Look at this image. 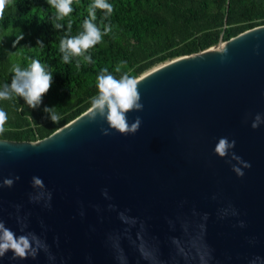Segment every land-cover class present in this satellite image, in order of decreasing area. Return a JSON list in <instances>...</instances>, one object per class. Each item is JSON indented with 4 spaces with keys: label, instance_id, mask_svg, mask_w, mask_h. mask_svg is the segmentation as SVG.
Segmentation results:
<instances>
[{
    "label": "water",
    "instance_id": "water-1",
    "mask_svg": "<svg viewBox=\"0 0 264 264\" xmlns=\"http://www.w3.org/2000/svg\"><path fill=\"white\" fill-rule=\"evenodd\" d=\"M136 79L135 133L88 108L44 138L0 139V221L47 246L0 264H121L119 249L125 264H201L197 249L207 264H264V24ZM222 137L235 140L224 157Z\"/></svg>",
    "mask_w": 264,
    "mask_h": 264
},
{
    "label": "trees",
    "instance_id": "trees-1",
    "mask_svg": "<svg viewBox=\"0 0 264 264\" xmlns=\"http://www.w3.org/2000/svg\"><path fill=\"white\" fill-rule=\"evenodd\" d=\"M92 2L73 0V12L56 21L62 25L59 29L53 26L56 10L47 0H12L6 7L0 20V91L10 88L13 64L27 69L33 59L51 73L52 82L35 108L15 94L0 100V109L7 114L0 139L34 141L48 136L91 107L99 95L97 77L101 74L136 78L169 59L264 24V0H107L113 5L112 14L105 17V10L96 9L94 23L102 33L110 24L111 32L64 63L60 40L84 31L83 21ZM19 33L23 39L13 47ZM85 57H91V62ZM53 113L60 117L57 122L52 120Z\"/></svg>",
    "mask_w": 264,
    "mask_h": 264
},
{
    "label": "clouds",
    "instance_id": "clouds-1",
    "mask_svg": "<svg viewBox=\"0 0 264 264\" xmlns=\"http://www.w3.org/2000/svg\"><path fill=\"white\" fill-rule=\"evenodd\" d=\"M11 2L12 0H0V20L4 18L5 9L11 4ZM47 2L56 10L54 13L55 18L53 20V26L56 29H59L62 25L56 21L62 20L73 12V0H47ZM96 9L105 10V17H108L113 12V5L109 4L107 0H93L92 4L88 6V18L83 21L84 31L79 35L60 40L59 50L64 53V63H68L70 55H82L85 51L100 43L104 35L111 32L112 27L110 24L104 26V31L102 33L100 28L94 23L97 19ZM71 27L72 22L69 21V30H71ZM5 35H8V33ZM21 39H23L22 33L16 35L13 47H15ZM37 45L43 47L42 41H37ZM85 59L91 62V57H85ZM77 67H79V64H77ZM116 70L120 71V68L117 67ZM11 71L14 75L11 80L10 88L6 86L3 91H0V100L11 99L12 95L15 94L18 97H22L29 107H37V105L42 102L43 95L46 94L51 87V73L45 71L44 66L37 59H33L27 69H22L19 64H13ZM103 72H107V68L103 69ZM138 83L139 82L135 77L129 75H124L120 79H116L111 74L99 75L97 77L99 95L92 100L90 107L93 116H95L96 110H99L101 115H104L106 110V119L111 128L117 130L121 134L135 133L138 131L141 123L140 118L137 117L131 126H129L126 118V113L129 111L133 109H143V105L138 102L140 99L137 90ZM46 111H48V109H46ZM59 118L60 117L53 113L52 120L54 122H57ZM6 121L7 114L4 110L0 109V133L4 131ZM258 121L259 116L256 117V122L252 124L253 128L258 126ZM103 131L104 134H108L107 129H104ZM234 146L235 140L229 142L226 137H222L215 145L214 151L220 157H224L228 154V149ZM233 158L240 159L239 157H236L235 154H233ZM244 167H251V165L244 162ZM233 170L238 176L244 175L242 169L235 165L233 166ZM16 179H19V177H16ZM13 182V179L7 178L4 179L3 185L11 187ZM32 182L34 186L40 188L44 187V183L39 177L33 176ZM104 195L107 196L106 190ZM31 199L35 200L38 198L32 197ZM48 200H51V193H48ZM109 207H112V205ZM120 218L127 222V218L124 217L123 213H120ZM204 219H207V214H205ZM241 226H243V222H241ZM173 243L176 245L180 253L187 255L184 247L178 239L173 238ZM41 247L47 251V246L41 244L40 240L34 234L29 233L27 235L16 236L12 230L5 227L4 223L0 221V257L4 256L9 250H11L13 258L25 259L28 256L35 258L38 248ZM138 247L145 259H154L153 253L147 249L144 243H141ZM197 253L201 264H207V258L209 256L207 249L204 251L197 249ZM49 258L52 259L53 257L50 256ZM118 259L121 261V264H125V257L121 249H119ZM253 264H255V261H253Z\"/></svg>",
    "mask_w": 264,
    "mask_h": 264
},
{
    "label": "bare ground",
    "instance_id": "bare-ground-1",
    "mask_svg": "<svg viewBox=\"0 0 264 264\" xmlns=\"http://www.w3.org/2000/svg\"><path fill=\"white\" fill-rule=\"evenodd\" d=\"M154 67V66H153ZM147 71V70H146ZM140 75V74H139Z\"/></svg>",
    "mask_w": 264,
    "mask_h": 264
}]
</instances>
